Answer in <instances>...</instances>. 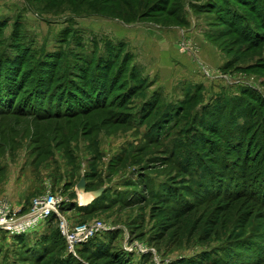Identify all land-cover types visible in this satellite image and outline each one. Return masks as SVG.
<instances>
[{
	"label": "rangeland",
	"instance_id": "374dc122",
	"mask_svg": "<svg viewBox=\"0 0 264 264\" xmlns=\"http://www.w3.org/2000/svg\"><path fill=\"white\" fill-rule=\"evenodd\" d=\"M158 1L0 0L1 85H11L18 100L33 90L35 104L51 111L0 115V202L22 216L35 197H60L68 224L99 220L116 230L115 246L130 240L150 250L132 254V264H152L154 254L171 264H213L224 252L263 258L264 207L222 193L256 182L254 170L245 175L234 162L264 160L261 142L252 143L264 129V102L255 103V115L229 102L245 89L264 100V2L258 13L233 3L263 34L245 37L215 8L199 6L208 0H183L179 19L169 15L179 0L164 13L161 5L153 8ZM167 27L176 34L159 36ZM168 40L177 58L168 63L171 75L160 79L152 71L168 61ZM152 95L157 107L142 109ZM246 127L244 136L254 137L240 159L231 143ZM81 177L91 194L83 205ZM155 193L173 197L162 201ZM186 204L187 213L175 216ZM58 229L59 219L23 234L0 230V264H58L66 256L55 242ZM79 256L85 263L87 255Z\"/></svg>",
	"mask_w": 264,
	"mask_h": 264
},
{
	"label": "trees",
	"instance_id": "16d2710c",
	"mask_svg": "<svg viewBox=\"0 0 264 264\" xmlns=\"http://www.w3.org/2000/svg\"><path fill=\"white\" fill-rule=\"evenodd\" d=\"M170 1L171 0H159L158 2H156L154 4L153 8L157 7V5L158 6L161 5V6H159L158 11L160 13L167 12L166 5H167V3H170ZM217 1L220 3H217ZM217 1L215 2V0H212V1L208 0V1H205L204 4H200L199 6L205 7V5H206L210 9L215 8V14L218 17V19L226 22V24L229 26V29L234 30V31H239L242 36L248 37L249 35H252V34H254V36L256 34L259 36L263 35V34H259L257 32L256 23L252 22L253 25H251V22H250L251 20L248 19V17L244 14V12L239 7H236L235 4H233V3H237L240 7L245 6L251 12L258 13L260 11V9H262V7L260 5L263 4V3L259 4L260 0H217ZM262 1L264 2V0H262ZM163 2H165V3H163ZM183 3H184L183 0H179L176 4V8H173L174 11L172 12V10H171L169 15H171L172 17H175V19H179L177 16L182 15L184 13V11H183L184 10V4ZM216 3L219 4V6L221 4L223 9H220ZM263 6H264V4H263ZM153 11H157V10L155 9ZM148 15H150V13ZM263 28H261V29H263ZM129 74L132 75L134 78L137 77L134 74V72H130ZM38 82H42V80H36V83H38ZM4 84L1 85V82H0V91H1V89L6 88V92L3 95L4 99H2V94H0V97H1V99H0V115L6 114V113H11V112L23 113L24 110L27 111L25 113H35L36 112V113H38L37 115H39V117H42V115L43 116H47V115L49 116V114L51 115V113H50L51 111L48 107H43L41 105L35 104V100L33 97L37 93L35 94V92H33V90H31V92L29 93L30 95H27V97L25 99L18 100L17 95L14 93V91L10 92V90H9L11 85L4 87ZM15 87L18 88L19 86L15 85ZM130 89H132L131 86H129V88H127V92H126L127 94L131 93ZM64 91L65 90L63 89V93H64ZM243 91H244L243 97L231 98L229 102H230V104H233L234 108H237V110H239L242 113L244 112V110H247V106L251 107L252 111L255 115L257 112L256 108H254L257 106L255 103L261 104L262 102H264V100H263L261 95H259L258 93H255L254 91L250 90L251 92H246V91H248V89H245ZM10 93L12 95H10ZM154 96L153 95L150 96L148 99H146L143 102L142 109L143 108H151V109L154 108L155 109L157 107V101L154 100V99H156V98H154ZM190 97H192V95ZM243 99H247V101H249V102L243 101ZM36 101H38V100H36ZM39 102L41 104L44 103L43 99L40 100ZM24 103H25L26 107L24 106ZM46 104H48V102ZM258 107H259V105H258ZM58 108L59 107H57V109L55 110V114L60 112V110H58ZM68 111H69V113L73 112L70 110H68ZM68 111L66 110L65 113H68ZM246 129H248V127H246L244 132L242 134H240L241 136L239 138H237V141L235 144L232 145V143H231V147L234 146V148L236 149V151L238 153L237 154L238 157L240 158V156H241L242 147H244L246 145L245 149H249V147H252V143L257 142V141H258V143L261 142L259 144V146L260 147L262 146V151L264 153V129L261 132V135L258 136L257 139L254 140L253 142L251 141L252 138L254 137V135L252 136V133L249 136H247V135L244 136V134L246 133ZM253 133H254V131H253ZM226 142L229 143L227 140H226ZM249 151H250V149H249ZM245 152H246V150H245ZM263 156H264V154H263ZM244 158H245V160H247V162L253 163V161L250 157L245 156ZM193 164L195 165V163H193ZM233 165L238 169L239 172H242L244 174L247 170H251V171L254 170L253 172H254V177H256V180H255L256 182H254L253 185H246L245 188L242 187L243 189L241 188L240 189L241 191L237 190V187L235 186L236 189H235V192H233V193L228 192L227 189H225L223 191L222 195L226 198H229L230 200H233L237 197H242V196L246 197L247 196L246 198L250 197V198H252V201L258 203L259 206L264 207V160H262L261 162L260 161L255 162L252 164V166H249V167L248 166H239L238 161L234 162ZM241 177H244V175H242ZM257 177H259L258 180H257ZM234 181L236 182V180H234ZM216 193L218 195H220L218 192H216ZM217 194H215V195H217ZM208 195H209V192H208ZM155 196H157L158 198H161V199L164 198V196H161L160 194H156V193H155ZM170 196H172V194L167 195L165 200L171 199ZM206 197L209 198L208 196H206ZM212 197L213 196H211L209 200L208 199L205 200V203L208 204L211 201V199H214L216 196L214 198H212ZM165 200L163 199L162 201H165ZM91 204H93V203H91ZM91 204H89V205H91ZM66 205L64 202V204L61 207V210L65 207L67 208L68 206H66ZM70 206L75 208L74 204H72V203H70ZM191 206H192V204H186L184 207H181L180 211H178L179 214L175 215V216L179 217V216H182L183 214L187 213V211L189 210V208ZM76 209H78L81 212H83V211L86 213L90 212V210L87 207H81V208H76ZM56 219H58L57 216L55 214H51L50 216H48V218L46 220H44V222H47L50 225V221L56 220ZM114 232H116V230L106 231V232H103L101 234L95 235L94 237L89 239L87 242L78 246V248L76 250V255H73V254L68 253L66 251L65 239L61 235V233L58 229V233H59V234L57 233L58 239H56L55 242H58L57 240H59V242H61V243L58 242L59 245L63 244V248L65 250L66 256L61 257L57 261V263L58 264H86V263L87 264H132L131 257L133 256L132 254H134V253L125 251L123 248H121L122 246L117 247L113 244V240H114L115 236L113 235V237H112L110 235H112V233H114ZM21 234H23V233H21ZM25 235H27V234H24L23 236H25ZM107 235L109 236L108 240H106ZM48 238H50V237H48ZM95 238H98V240L97 239L95 240ZM80 254H86L87 255L86 260H84L85 263L80 258V256H79ZM257 254H259V253H257ZM147 255L148 254H141L139 256L145 257ZM222 255L220 254V256H217V258H215L212 261V263L213 264H222V263L223 264H261L263 262L262 260L264 258V256L262 258L259 255L255 260L250 259L249 257H247L248 259H245V260L241 259L240 260L236 256L237 253H235L232 256H230L231 254L230 255L228 254V256H227V255H225V252H224V256H222ZM41 260L43 261V259H41ZM178 264H180V263H178Z\"/></svg>",
	"mask_w": 264,
	"mask_h": 264
},
{
	"label": "built area",
	"instance_id": "2783aa9c",
	"mask_svg": "<svg viewBox=\"0 0 264 264\" xmlns=\"http://www.w3.org/2000/svg\"><path fill=\"white\" fill-rule=\"evenodd\" d=\"M61 200L62 198L48 193L37 196L22 216H16L15 211L10 210L6 203L0 202V230L6 231L10 235L25 233L36 227L41 221L46 220L51 214H55L59 219L60 233L65 239L66 251L76 255L78 246L95 235L114 229L113 226L99 220L90 223L68 224L58 210ZM122 248L137 255L150 253L148 248L130 240H124ZM151 262L152 264H171L168 259L156 254L151 257Z\"/></svg>",
	"mask_w": 264,
	"mask_h": 264
},
{
	"label": "crops",
	"instance_id": "0c3cea01",
	"mask_svg": "<svg viewBox=\"0 0 264 264\" xmlns=\"http://www.w3.org/2000/svg\"><path fill=\"white\" fill-rule=\"evenodd\" d=\"M189 26H191V24L190 25H188L187 27H186V30H187V32H190V28H189ZM164 30H168V32H164V33H162V34H160L159 36H174L175 34H176V29H173L172 27H170V28H168L167 27V29H164ZM152 32V31H151ZM161 32V31H160ZM196 33H194V31L193 30H191V32L189 33V35L188 36H194ZM146 36H152V35H150V34H148V35H146ZM163 40H165V39H163ZM164 47H165V51H166V58L165 59H168V61L166 62V64H165V66H158L157 65V67L155 68V70L154 71H152V72H156V71H158V75H160V79H163V76L165 77V75H171V67L168 65V63L169 62H171L170 60H171V58L172 57H174V59H176L177 58V55H175L173 52H174V50H173V45H171V43H170V41L168 40L167 42H166V44H164ZM177 54V53H176ZM146 65V64H145ZM145 65H142L143 66V68H144V70H145ZM160 68H162V71H160ZM160 72V73H159ZM147 74V73H146ZM149 74V73H148Z\"/></svg>",
	"mask_w": 264,
	"mask_h": 264
},
{
	"label": "bare ground",
	"instance_id": "6f19581e",
	"mask_svg": "<svg viewBox=\"0 0 264 264\" xmlns=\"http://www.w3.org/2000/svg\"><path fill=\"white\" fill-rule=\"evenodd\" d=\"M79 195V204L83 205L85 204V202H87L90 198H91V194H86L84 192L79 191L78 192Z\"/></svg>",
	"mask_w": 264,
	"mask_h": 264
},
{
	"label": "water",
	"instance_id": "95a60500",
	"mask_svg": "<svg viewBox=\"0 0 264 264\" xmlns=\"http://www.w3.org/2000/svg\"><path fill=\"white\" fill-rule=\"evenodd\" d=\"M85 189V181H84V178L81 177V179L79 180V182L77 183L76 185V190L77 191H81L83 192ZM99 195V191H97L95 194H94V197L98 196Z\"/></svg>",
	"mask_w": 264,
	"mask_h": 264
}]
</instances>
